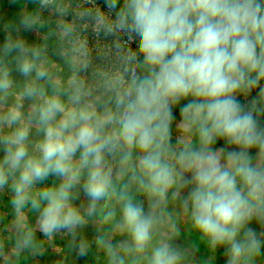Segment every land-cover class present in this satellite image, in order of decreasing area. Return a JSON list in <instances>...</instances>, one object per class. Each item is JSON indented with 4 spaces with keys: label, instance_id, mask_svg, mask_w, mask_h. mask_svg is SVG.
<instances>
[{
    "label": "clouds",
    "instance_id": "9594fccd",
    "mask_svg": "<svg viewBox=\"0 0 264 264\" xmlns=\"http://www.w3.org/2000/svg\"><path fill=\"white\" fill-rule=\"evenodd\" d=\"M18 15L0 42V264L57 236L86 264H264V0Z\"/></svg>",
    "mask_w": 264,
    "mask_h": 264
},
{
    "label": "trees",
    "instance_id": "16d2710c",
    "mask_svg": "<svg viewBox=\"0 0 264 264\" xmlns=\"http://www.w3.org/2000/svg\"><path fill=\"white\" fill-rule=\"evenodd\" d=\"M0 1L2 4L5 5V7L3 8V16L0 15V42H2L3 35H4V33L2 31L3 23L8 22V21H12V20H18L19 19L18 14L21 10L22 5L26 2V0H17V2L15 4L12 3V0H0ZM98 2L101 3V5H103V0H98ZM27 7L29 9H32L35 7V5L32 3H28ZM6 11H7V13H6ZM17 78H19V77H17ZM31 222L32 223L35 222L34 218L32 219ZM90 229H93V227L89 226V228L86 230L88 232L89 238L91 237ZM6 232L11 233L9 231H6ZM8 235H4L3 238H5L7 240ZM63 238H64V240H62L61 244L59 243L60 237H58V244L54 243L55 245L58 246V250H57V252L55 251L56 255L54 256L56 259V264H82V263L86 264V262L84 260L77 261L75 257L68 254L67 248H66L67 239L65 237H63ZM207 253H208L207 250H202L200 252L199 256L207 257L206 256ZM27 260L29 261L30 258L28 257ZM87 264H104V260H103V257L99 256V253H95V251H94V254L88 258ZM217 264H222V262L219 263V261H217Z\"/></svg>",
    "mask_w": 264,
    "mask_h": 264
},
{
    "label": "rangeland",
    "instance_id": "374dc122",
    "mask_svg": "<svg viewBox=\"0 0 264 264\" xmlns=\"http://www.w3.org/2000/svg\"><path fill=\"white\" fill-rule=\"evenodd\" d=\"M5 7L4 4L1 3L0 1V15L3 16V8ZM5 13V12H4ZM7 13V11H6ZM45 15H47V13H45ZM24 36L26 39H28L30 42H35L37 40V37L34 33L32 32H27L24 33ZM90 41L95 42L94 38H92L90 36ZM0 207L4 208L5 211L3 212L2 210H0V236H3L4 234H6V231L12 232V227H11V221H12V209L10 208V206L8 205V194L4 193V194H0ZM254 228L257 227L255 224L252 225ZM94 232L93 229H90V233L92 234ZM10 233H7L6 235H8ZM182 235L185 236V238L181 241L184 244H188L190 242H192L193 238L190 236H187L186 234ZM58 237H60L59 239V243H62V240H64L63 236H57L55 239L48 241V240H42V244L44 245V251L46 253L41 252V254H45L44 257H49L50 259L46 260L45 262L43 261L42 264H56V261H54L55 258V251L57 252L58 250V246L55 245L54 243L58 244ZM209 253H207L206 256H208ZM38 256H40V253H34L32 255V262L28 263V264H40L39 262V258ZM100 257L102 256V253H99ZM216 261L222 262L223 264V256L222 255H218L216 257ZM84 264V263H82Z\"/></svg>",
    "mask_w": 264,
    "mask_h": 264
},
{
    "label": "crops",
    "instance_id": "0c3cea01",
    "mask_svg": "<svg viewBox=\"0 0 264 264\" xmlns=\"http://www.w3.org/2000/svg\"><path fill=\"white\" fill-rule=\"evenodd\" d=\"M0 210H2L3 212L5 211V209L2 207H0ZM4 235H6V234H4ZM3 235V236H4ZM3 236H0V237H3ZM43 253H46L45 251L43 252ZM56 255V254H55ZM45 256V254H41L40 253V256H38V258H39V263L40 264H42V262L44 261H46V260H48V259H50V256L49 257H44ZM30 258V260L28 261L27 259L26 260H22V264H28V263H30V262H32V256L31 257H29ZM52 259H54V261H56V259L55 258H52Z\"/></svg>",
    "mask_w": 264,
    "mask_h": 264
}]
</instances>
